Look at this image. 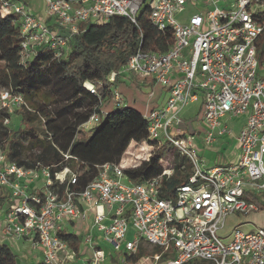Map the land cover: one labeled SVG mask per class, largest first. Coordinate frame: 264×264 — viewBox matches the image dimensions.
<instances>
[{
  "label": "built area",
  "instance_id": "1",
  "mask_svg": "<svg viewBox=\"0 0 264 264\" xmlns=\"http://www.w3.org/2000/svg\"><path fill=\"white\" fill-rule=\"evenodd\" d=\"M44 10L33 14L17 0H0L2 16L19 21L21 60L44 47L54 58L68 51V37L85 25H102L112 16L129 19L137 26L144 14L158 31L170 29L172 44L164 52L139 47L108 81L134 74L161 86L166 97L161 105L146 104L147 142H131L119 163H106L84 189L76 191V175L62 166H19L7 159L0 141V234L12 241L24 239L41 255V264H72L76 252L60 237L66 225L92 220L81 243L91 252L83 264H103L102 245L121 254L122 264H264V229L245 232L236 222L227 231L226 218L245 216L258 207L251 196L264 201V55L258 61L256 42L264 29L259 17L264 0H42ZM67 32V35L61 34ZM83 87L95 94L94 86ZM153 97L149 92L148 101ZM202 102L199 139L210 150L221 137H233L230 123L244 119L234 136L238 156L233 162L205 168L202 152L189 134L184 115ZM114 106L125 100L117 87ZM27 107L23 97L0 91V111L8 115ZM45 131L39 135L51 142ZM99 120L93 114L83 124L88 130ZM10 118L4 117L8 127ZM152 143V144H149ZM140 147V152L131 150ZM163 147L161 175L146 182H132L124 174ZM190 166L187 181L172 192L163 190V179L175 172L174 157ZM217 154L219 151L216 152ZM184 166L180 167L182 171ZM63 186V189L60 187ZM248 224V223H246ZM129 231L131 239L127 238ZM158 247L159 253L143 255L135 262L140 244Z\"/></svg>",
  "mask_w": 264,
  "mask_h": 264
},
{
  "label": "trees",
  "instance_id": "2",
  "mask_svg": "<svg viewBox=\"0 0 264 264\" xmlns=\"http://www.w3.org/2000/svg\"><path fill=\"white\" fill-rule=\"evenodd\" d=\"M259 19L264 23V13ZM19 27L15 15L2 16L0 13V91L8 89L20 94L29 110L22 108L14 113L34 120L41 117L45 130L51 135V142L44 137L38 138L33 129L9 130L3 126V119L11 116L0 111V141H5V155L8 160L27 168L36 164L54 165L63 160L62 154L68 155L69 159L62 166H68L76 175V184L72 189L81 191L97 176L101 165L119 163L131 142H147L144 115L129 107L123 97L124 105L114 106L109 111L103 109L106 103L112 101L114 87L118 88L122 83L118 77L114 83L109 82V74L118 71L139 45L153 52L166 51L172 44V32L170 29L158 31L144 14L139 16L137 26L127 18L112 16L105 24H87L79 33L69 35L68 51L64 57L56 59L42 47L37 49L35 55L22 61ZM60 33L67 35L65 31ZM256 54L260 62L264 55V29L256 42ZM125 80L138 87L153 86L149 79L134 74H129ZM84 82L94 86L95 94L83 87ZM93 114L99 115L98 122L90 129L83 130V124ZM201 114V100L191 112L185 113L189 134L198 131ZM41 135H45L43 129ZM27 143L32 144L30 150L33 159L24 161L21 158L22 145ZM162 156L163 147L152 150L148 160L125 169V176L135 183L158 177L163 171L160 165ZM173 157L175 172L163 179V190L167 193L186 182L190 171L189 164L182 156L173 153ZM225 163L218 156L217 164ZM181 166H184L182 171ZM251 199L258 210H264V201L254 195ZM1 200L0 197V204ZM60 237L74 251L78 250L80 237L77 234L63 231ZM159 251L158 247L143 243L130 260L135 262L143 255H153ZM16 258L6 244L0 243V264H16Z\"/></svg>",
  "mask_w": 264,
  "mask_h": 264
},
{
  "label": "rangeland",
  "instance_id": "3",
  "mask_svg": "<svg viewBox=\"0 0 264 264\" xmlns=\"http://www.w3.org/2000/svg\"><path fill=\"white\" fill-rule=\"evenodd\" d=\"M22 3L24 1H21ZM27 3L26 7L28 10H30L33 14H41L44 10V3L42 0H25ZM120 81L122 82L119 87L118 91L122 95V97L127 101L128 106L139 111L141 114H145L146 112V104L147 102L151 106L161 105L165 100V93L163 92L161 86L159 85H153L152 87H144V86H135L134 84H130L127 80L121 78ZM149 92L153 93V97L148 101V94ZM114 107V104L112 101L109 103H106L104 105V110H112ZM193 110V106H190L186 113L189 111L191 112ZM9 130L11 131H24L33 129L36 136L41 135V129L42 125L38 122L37 119L34 120V118H26L21 114H12L10 117V123L8 125ZM199 127L198 131L193 135V138L196 140L195 144V150L197 152H202L203 157H205L208 161V163L205 165V168L212 167L214 165V162L219 154L216 152L219 151V153L226 152V147L224 145V138L218 139L212 146L210 150H204L201 144V141L199 139ZM23 152L21 153V158L24 161H27L29 159H33V154L31 152V143L23 144ZM131 152L133 154L140 152V147H134ZM173 149L168 148L166 149L165 158L173 156ZM39 160L38 158H35ZM258 196V195H257ZM261 200L263 199V195L261 194L258 196ZM263 201V200H262ZM236 222L238 224H241L242 229L245 232L253 231L257 228L264 229V210H257V211H251L248 215L245 216H235V217H228L226 218V226L227 231H230L234 225H236ZM248 223V224H246ZM70 228V227H69ZM132 232L129 231L127 234V238L131 239ZM14 243V242H13ZM14 245L16 246V249L22 250L24 247L21 242H15ZM26 248H30L29 245L25 246ZM102 249L104 250L106 256V259L103 264H122L121 259L122 256L119 253H116L112 251L109 247L102 245ZM110 255V256H108ZM83 263L82 261H77L75 264Z\"/></svg>",
  "mask_w": 264,
  "mask_h": 264
},
{
  "label": "crops",
  "instance_id": "4",
  "mask_svg": "<svg viewBox=\"0 0 264 264\" xmlns=\"http://www.w3.org/2000/svg\"><path fill=\"white\" fill-rule=\"evenodd\" d=\"M18 1L19 2L24 1L23 3H25L27 5L25 0H18ZM194 105H192L193 108H194ZM243 124H244V119L234 120L233 122L230 123V128L232 129L233 137H222V138H224V145L226 147V152H224L222 154L221 153H218V154L226 162L225 164L233 162L237 159L238 146H237V143H236L234 136H236L238 134V132H239V130ZM217 161H218V159L215 160L213 166L218 165ZM3 193L4 192L1 190L0 194H3ZM0 197L2 199L1 200L2 203L0 204V209H1V208H4L5 199H4L3 195H0ZM92 216H93L92 213H89L87 215L86 220H77L76 222H72V223L66 225L64 228V231L69 232V233H73V234H77L80 237V243L78 246V250L75 251L76 257H75V260L72 262V264H75L77 261H82L83 263H85L90 258L91 252L87 246H85L81 243V240L83 239V237L87 233L88 227H89L91 220H92ZM13 242L14 243L15 242L16 243L21 242L24 247L22 248V250L16 249V246L14 245ZM0 243L6 244L11 249V251L16 255V257H17L16 258V264H41L42 263L41 255H40L39 251L32 246L30 241H26L24 239H17V240L12 241L10 239L4 238L0 234ZM26 245H29L30 248H26L25 247ZM105 256H107V255L105 254ZM108 256H110V255H108ZM83 263H80V264H83Z\"/></svg>",
  "mask_w": 264,
  "mask_h": 264
}]
</instances>
